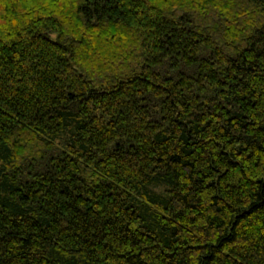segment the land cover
Listing matches in <instances>:
<instances>
[{"label": "trees", "instance_id": "trees-1", "mask_svg": "<svg viewBox=\"0 0 264 264\" xmlns=\"http://www.w3.org/2000/svg\"><path fill=\"white\" fill-rule=\"evenodd\" d=\"M0 264H264V0H0Z\"/></svg>", "mask_w": 264, "mask_h": 264}]
</instances>
